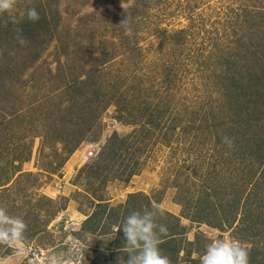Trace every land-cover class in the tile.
<instances>
[{
	"label": "rangeland",
	"instance_id": "obj_1",
	"mask_svg": "<svg viewBox=\"0 0 264 264\" xmlns=\"http://www.w3.org/2000/svg\"><path fill=\"white\" fill-rule=\"evenodd\" d=\"M252 2L257 20L264 0H16L0 12V182L9 177L0 205L27 224L22 241L0 243V264L89 263L116 232L80 229L95 197L118 207L135 192L179 219L176 236L188 242L180 256L200 263L219 235L244 243L256 256L249 264L264 260V105L227 79L247 86L258 75L264 84V50L250 56L229 25L231 10ZM30 6L53 19L47 32L38 24L20 32L21 45L16 26ZM93 68L108 89L119 83L121 104L146 108L156 124L141 127L146 116L111 102L68 153L54 129L67 140L68 82ZM112 136L128 146V180L110 173L121 149L99 160Z\"/></svg>",
	"mask_w": 264,
	"mask_h": 264
},
{
	"label": "trees",
	"instance_id": "obj_2",
	"mask_svg": "<svg viewBox=\"0 0 264 264\" xmlns=\"http://www.w3.org/2000/svg\"><path fill=\"white\" fill-rule=\"evenodd\" d=\"M255 7H258L255 2L250 3V5H245L243 8L241 5H239L237 7V11H235L234 9L231 10V13L234 14V17L233 19L229 20V25H231L233 34H239V37H237L236 41L243 45L245 43L246 45L244 46L249 52V55H252V57L253 55H257V51L259 52V50H264V16L262 17V15L264 14V9H258L259 11L257 12H260L261 14L260 17L256 20L255 18L253 19L250 17V11ZM48 18L49 17L46 15H41L39 20L30 21L25 16L22 21L18 22V25L16 26L17 30L15 32L25 31L28 33L29 29H33V26L37 27L35 24H38L47 32L50 21H52L53 19ZM251 33L253 34L250 35ZM240 36L246 38L242 39ZM249 36H251V39L248 38ZM252 38H254V41H252ZM229 55L230 54L228 52L227 59ZM249 58L251 59V57ZM96 69L97 68H93L92 70L86 71L84 74V78H82L81 80L75 78L68 82L69 84L67 85V88L69 89L66 90L68 95V104L66 105V107L67 112L73 114L72 117H74V121L72 122L73 129L63 132L64 135H67V140L65 138L66 136L61 137L59 135L60 133H62L61 130L54 129V132L58 134V138L63 143L65 151L68 153L72 152L77 147V145L86 138L87 133L96 123V119L98 118L99 113L102 112V110H104L111 102L117 103V105L119 106L121 105L122 108H124L128 112L129 110L136 111L137 114H135L134 118L140 115L146 116L144 122L140 125L141 127L145 126L148 123L156 124L154 118L150 117V113L146 111V108H143L141 112H139L135 104L133 103L129 102V105L127 103L121 104L123 92H120L119 83L115 82L114 84L110 85V88L108 89V85L103 84L100 79H94L93 75L95 73L101 72H97L98 69ZM227 79L232 85V87H229L233 88L236 92L246 90L244 91L246 93L252 91L253 89V91L256 93L254 97L255 100L258 99L259 101H263L262 104L261 102L259 104H261L262 106L264 105V98H262V96L264 95V84L262 76L258 78V75H255L250 84L247 86H245V82L243 83L240 78L231 77V79ZM227 84L229 85V83ZM237 102L238 98H235L234 103ZM236 105L240 106L238 104ZM255 105L256 106L253 107L258 109L256 102ZM19 114L20 113L18 112V110H12L10 117L12 116L15 119ZM252 114L256 115V111L254 110ZM59 118V122H62L63 125L59 126L56 123V127H63L64 129L67 117L65 115H62L61 117L59 116ZM134 118L130 119L134 120ZM246 119H248V117ZM239 122L241 123L242 119ZM149 131L150 128H147L145 133H148ZM63 134L62 136H64ZM113 138L115 137L112 136V140L110 139L111 141L103 148V150L101 149L98 152L99 160H103L106 156V158L108 157L109 161H112L113 157H117V151L121 149L118 154V157L121 158L118 168L114 170H112V168L109 169L112 171L110 172L112 173V178H118L125 175L126 177L124 180H128L132 174H135L134 164L129 166L130 162L128 160V157H126L125 155V150L128 146L124 144L125 140L123 138L118 139V141H113ZM105 171H103V169H96L95 174L97 176H101V173ZM8 181L9 177L5 178V180L3 181L1 180L0 185L6 184ZM95 198L99 202L95 204V209L91 212V214L87 216L85 220H83L80 229L84 232H97L99 234H106L109 232L108 229L111 224H114L117 229V227L122 224L124 218L132 211L142 212L145 210H151L154 205L157 206V204H152L150 202V199L147 195H144L140 192L128 194L125 202L118 207H108V204L106 202H101L102 199L100 197ZM119 208H121L120 212L118 210ZM157 223L166 225L168 229L167 234L162 236V243L160 244V248L163 250L164 254L169 256L171 264H177L180 261H183V264H191V262L193 264H200L195 259L190 258V254L188 251L185 252L182 256L179 255L178 251L182 250V246L185 247L188 242H186L185 238H178L176 236L179 235L181 233L180 231L182 230V228L180 227L179 219L176 216L167 211H163L162 214H159L157 216ZM175 227L177 229L176 232L173 231V228ZM33 234H36V232H33ZM110 241L111 246L99 250V254L93 257L92 260H90L87 264H124V260L126 261L128 259L129 254L122 251V249L125 247V239L122 229H118L114 233ZM3 245H5L6 249L9 250L7 248L9 247V243H3ZM255 257L256 256H253V254H251L249 256L250 261L253 262ZM260 261L262 263H260ZM260 261H258L257 264H264L263 259Z\"/></svg>",
	"mask_w": 264,
	"mask_h": 264
},
{
	"label": "clouds",
	"instance_id": "obj_3",
	"mask_svg": "<svg viewBox=\"0 0 264 264\" xmlns=\"http://www.w3.org/2000/svg\"><path fill=\"white\" fill-rule=\"evenodd\" d=\"M16 0H0V12L13 9ZM25 16L30 21L39 20V12L35 7L27 8ZM18 42L27 43L23 35L17 33ZM226 143L231 145L228 137ZM163 210L153 206L151 210L132 211L127 215L122 224L117 227L122 229L125 247L122 251L129 254L124 264H171L169 256L160 248L162 236L166 235V225L157 223V216ZM27 224L22 217L12 216L7 208L0 205V243H18L25 237ZM249 248L241 241L228 237L216 236L206 246L200 259V264H249ZM45 264H60L59 257H51ZM82 264V260L79 261Z\"/></svg>",
	"mask_w": 264,
	"mask_h": 264
}]
</instances>
